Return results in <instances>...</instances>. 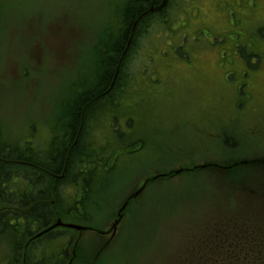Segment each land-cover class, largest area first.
<instances>
[{"label": "rangeland", "instance_id": "374dc122", "mask_svg": "<svg viewBox=\"0 0 264 264\" xmlns=\"http://www.w3.org/2000/svg\"><path fill=\"white\" fill-rule=\"evenodd\" d=\"M125 1L0 0V139L26 140L47 152L56 124H72L68 133L77 134L80 112L85 120L91 102L86 92L98 89L91 86L95 52L116 32ZM153 19L125 63L126 93L100 104L88 119L86 156L100 163L104 158L112 168L94 176L98 188L87 204L94 214L81 223L107 230L132 197L112 235L71 233L60 263L264 264L246 255L242 244L236 248L243 253L226 261L234 254L223 247L235 248L226 244V234L213 231L236 205H252L254 195L236 198L227 173L206 164L264 163V0H170ZM83 89L87 105L78 109ZM72 145L63 154V148L53 149L57 156L48 162L54 174L66 171L77 151ZM3 161L0 171H7ZM191 166L196 168L188 171ZM171 170L178 171L159 176ZM250 171L241 166L235 175ZM5 241L0 239V264H9L12 252Z\"/></svg>", "mask_w": 264, "mask_h": 264}, {"label": "trees", "instance_id": "16d2710c", "mask_svg": "<svg viewBox=\"0 0 264 264\" xmlns=\"http://www.w3.org/2000/svg\"><path fill=\"white\" fill-rule=\"evenodd\" d=\"M159 1L160 0H126L120 8L116 19V32L109 35V37L104 38L103 41L99 43V48L97 49L98 53L94 61L95 79H99L95 88L101 85V90L96 94H101L106 90L107 91L104 95L99 96L101 98L95 100H93V96L96 94H92L93 89H89L88 92H86V94L90 93L91 97L87 98L89 95L85 96L78 105V109L79 107H82V105L86 106L85 99L87 98V100H89L91 98V102L85 108V117L87 112L92 109L94 105L102 104L103 102H110L113 99L118 101L122 95L126 93L127 89L125 88L127 87V82L125 81V78L130 81L128 76L126 77L124 71L128 56L133 51L139 35L141 32H144L142 29L149 27L150 24L147 20L150 19L152 21L153 17L157 18L162 16L166 9L150 13L139 20L135 27L130 46L120 63L118 73L110 88L116 65L119 63L120 55L124 50L130 34V29L135 19L147 10L151 3L157 4ZM262 31L263 29L260 30L259 33L263 34ZM72 123H74V120ZM89 124L90 123L85 124V129H87V126L91 129V125L89 126ZM63 125L64 124H56L54 128L56 129L58 126L62 127ZM118 133H121V131L119 130ZM59 134L60 133H58V135ZM226 137L227 140L231 141L230 137ZM79 139L80 137H78V141ZM52 140L53 141L49 146L55 145L59 148H63L61 152V154H63L65 145L61 146L60 144L62 142L56 138H52ZM227 140L225 142H227ZM88 149L86 146L84 154H86ZM16 150H19V152L18 155L14 156ZM41 151V147L26 140L21 142H9L0 148V158L4 160L2 167H7V171H0V207L5 205H7V207L8 205L11 206L5 209L0 208V239H5V242L11 247L12 252L9 257V264H49V261H52L54 264H63L65 260L61 263L60 261L65 255H68L67 248L72 243V237H70V234L74 231L55 229L38 238H30L37 232L48 227L57 218H60L63 221L81 223L83 221H89L94 214L89 212L91 208L87 204H92L91 192L93 190L91 189L92 185L90 186L89 183L90 181L93 182L95 178L93 174L99 167H101V165L95 161L97 158H92L96 163L83 158L82 162H79L78 164L77 161H75L76 157L71 158L70 156L73 163L69 160L66 171L63 170L65 176L61 177L59 182L77 184V180L80 178L81 181H83V187L86 191L81 197L77 198L74 196L68 203L66 198L61 194L62 187L60 185L57 188V192H59L57 195V202L53 205L50 202L51 196H49V191L51 189L50 178L42 173H35L34 170L28 166V163L35 164V167H37L40 172L47 171L52 173L55 171V169H53L54 167L52 168V165L48 166L46 164H39V162L28 157L33 156L35 159L36 157L40 158L48 156V153ZM106 164H108V162L104 163L102 166L105 167ZM206 164L209 165V167H212L211 169H220L221 171L226 172L229 182L228 186H231L235 197H243L244 193L241 189L244 183L248 184L247 180L249 175H235V170L242 165H239L232 160H226L223 162L209 161ZM58 166L61 165L59 164ZM254 167L255 166H251L253 169ZM195 168L196 167L193 169ZM102 170L105 171L104 169ZM169 175H171V173L166 176ZM263 177L264 174H262V178ZM233 182L235 184H232ZM263 210L264 208L259 215H257L249 208V206H241L238 204L236 205V209H234V211L228 216V219L227 217L224 218L225 221L222 222L224 224L217 227L215 231L212 230L213 232L226 234V244L229 243L235 248L233 250L231 247H223V251L228 254H234L232 258L229 257L228 260H226L227 262H232L233 259H236L237 256L243 253L244 250L242 248L243 251H238L236 244L238 246L242 244V246L245 247L246 255H250V257L258 260L260 259V261L264 260V249L261 250L259 248L260 244H264ZM255 225H257V227H255ZM249 227H251L249 230L245 229ZM213 232H211V235H213ZM232 233L236 236L235 239L231 238L230 235H232ZM69 237L71 239L68 241ZM52 242H59L61 244L49 248ZM40 246H42V248H40ZM46 248L47 251H45Z\"/></svg>", "mask_w": 264, "mask_h": 264}, {"label": "flooded vegetation", "instance_id": "af4514ba", "mask_svg": "<svg viewBox=\"0 0 264 264\" xmlns=\"http://www.w3.org/2000/svg\"><path fill=\"white\" fill-rule=\"evenodd\" d=\"M93 81H94L93 85H95V83H98L99 82V79H94ZM93 89H94V87H93ZM99 90H101V85L98 86V89L95 92H93L92 94H96ZM85 92H86V90L83 89L82 92H80L79 95L76 96L77 97L76 99L78 100V103H80V101L82 100V98H85V96H84L85 95ZM104 93H106V91ZM104 93L96 94L95 96H93V100L97 99L101 95H104ZM92 111H94V110L91 109V110H89L87 112V115L85 117V120H84V111L83 112H80L81 113V117H82V123L80 124L79 128L77 129V131H78L77 134L74 131L72 132V130H71V132H70L71 137H70L68 131L70 129H72V127L74 126L72 124L71 125H68V126L65 125V126H62V127H59L58 126V128H56V129L54 128L52 130V132L50 133L51 134L50 137H48L49 139L47 141V145L45 146L47 149H49L48 156H47L48 159H45L44 158L43 159L44 161L47 160L46 162H48V160H49L50 163H51V160L53 158L55 159V157L57 156L56 153H54L55 151H53V149H59V147L58 146H55V145L49 146V144L53 141L52 138H56L57 140H60L62 142L60 145L61 146L65 145V147L67 145H69L71 141H74L76 143V146H74V145H72V146L76 147L77 148V151L72 152L71 153V156L73 157L75 155V157H79V158L81 157V158H83V155L85 153V151H84L85 147L86 146L88 147L89 144H92V141L90 140V135H91L90 134V131H91V129L88 128L87 125H86L87 126V129H85V124L86 123H89L88 122V119H89V116H90L89 113H92ZM74 129H76V128H74ZM58 133H60V134L58 135ZM64 136H66V138ZM78 137H80L79 141H78ZM8 143L9 142H6L4 140H0V148H2L4 145H6ZM18 152L16 150L14 152V156L15 155H18ZM75 157H73V158H75ZM15 158H17V157H15ZM0 160H3V159L0 158ZM62 176H65V175L63 174Z\"/></svg>", "mask_w": 264, "mask_h": 264}, {"label": "water", "instance_id": "95a60500", "mask_svg": "<svg viewBox=\"0 0 264 264\" xmlns=\"http://www.w3.org/2000/svg\"><path fill=\"white\" fill-rule=\"evenodd\" d=\"M167 3V0H162L160 4L158 5H151V7L146 10L145 12H143L140 17L137 18V20L135 21L133 27H132V30L130 32V36H129V39H128V42H127V45H126V48L125 50L123 51L122 53V56L125 54L129 44H130V41H131V37H132V32H133V29H134V26L136 24V22L144 15L148 14V13H151V12H154V11H158V10H161ZM125 207V204L122 206V208L120 209V211ZM118 223V220H116L113 224V226H115L116 224ZM57 226H63V227H66V228H71V229H77V230H87V229H91L89 227H84V226H81V225H76V224H72V223H62L61 221H57L55 222L54 224H52L51 226H49L48 228H46L45 230L41 231L40 233H38L36 236H39Z\"/></svg>", "mask_w": 264, "mask_h": 264}, {"label": "bare ground", "instance_id": "6f19581e", "mask_svg": "<svg viewBox=\"0 0 264 264\" xmlns=\"http://www.w3.org/2000/svg\"><path fill=\"white\" fill-rule=\"evenodd\" d=\"M100 104H96V105H94L93 107H92V110H94V111H92V113H89L90 114V118L92 119V118H94L93 117V113L97 110V109H99L98 108V106H99ZM91 110V109H90ZM91 125V123L89 124V126ZM73 157H75V155L73 156ZM75 161H77V163L79 164V162H82V158L80 157H76V159H75ZM98 179V178H97ZM97 179H96V181H97ZM96 181L94 182V183H96Z\"/></svg>", "mask_w": 264, "mask_h": 264}]
</instances>
